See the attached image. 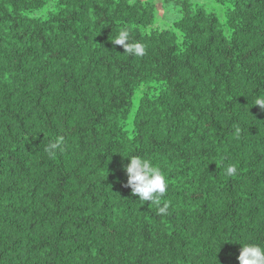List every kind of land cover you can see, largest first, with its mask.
Returning a JSON list of instances; mask_svg holds the SVG:
<instances>
[{
    "label": "trees",
    "instance_id": "obj_1",
    "mask_svg": "<svg viewBox=\"0 0 264 264\" xmlns=\"http://www.w3.org/2000/svg\"><path fill=\"white\" fill-rule=\"evenodd\" d=\"M212 1L223 17L0 0V264H239L264 247V0ZM124 28L143 57L112 43ZM129 155L165 175L166 215L125 186Z\"/></svg>",
    "mask_w": 264,
    "mask_h": 264
},
{
    "label": "clouds",
    "instance_id": "obj_2",
    "mask_svg": "<svg viewBox=\"0 0 264 264\" xmlns=\"http://www.w3.org/2000/svg\"><path fill=\"white\" fill-rule=\"evenodd\" d=\"M111 41L114 45L122 46L124 53L131 57H143L146 53L145 45L134 42L127 28L120 30ZM254 105H258L264 110V95H257ZM236 132L239 134L240 129L237 128ZM63 144L64 137L57 136L46 145L45 152L49 156H55L58 151H63ZM127 159L129 163L123 166V171L127 175L125 186L131 189L134 196H138L141 205L150 201V204L157 206L158 214L166 215L168 203L160 204L161 198L168 190L165 175L157 165L145 157L129 155ZM225 175L228 177L237 175V167L234 164H229L225 169ZM237 259L239 264H264V247L258 244H243Z\"/></svg>",
    "mask_w": 264,
    "mask_h": 264
},
{
    "label": "rangeland",
    "instance_id": "obj_3",
    "mask_svg": "<svg viewBox=\"0 0 264 264\" xmlns=\"http://www.w3.org/2000/svg\"><path fill=\"white\" fill-rule=\"evenodd\" d=\"M154 1H156V3H157L158 17L160 19L166 17L167 13H169V12H167L168 11L167 8L164 5H162V0H154ZM196 1L199 2V3H204L210 8H215L217 13H218V15L220 17H223L224 7L222 5H217L212 0H196ZM162 12H163V14H162Z\"/></svg>",
    "mask_w": 264,
    "mask_h": 264
}]
</instances>
